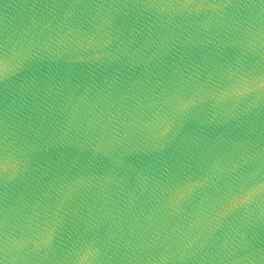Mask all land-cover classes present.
I'll use <instances>...</instances> for the list:
<instances>
[{
  "label": "water",
  "instance_id": "water-1",
  "mask_svg": "<svg viewBox=\"0 0 264 264\" xmlns=\"http://www.w3.org/2000/svg\"><path fill=\"white\" fill-rule=\"evenodd\" d=\"M0 264H264V0H0Z\"/></svg>",
  "mask_w": 264,
  "mask_h": 264
}]
</instances>
